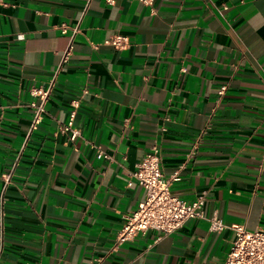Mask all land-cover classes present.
<instances>
[{"label":"crops","instance_id":"crops-1","mask_svg":"<svg viewBox=\"0 0 264 264\" xmlns=\"http://www.w3.org/2000/svg\"><path fill=\"white\" fill-rule=\"evenodd\" d=\"M53 81L29 136L31 89ZM155 144L206 218L116 247ZM234 225L264 227V0H0V264H224Z\"/></svg>","mask_w":264,"mask_h":264},{"label":"built area","instance_id":"built-area-1","mask_svg":"<svg viewBox=\"0 0 264 264\" xmlns=\"http://www.w3.org/2000/svg\"><path fill=\"white\" fill-rule=\"evenodd\" d=\"M107 2L113 4L114 0H107ZM139 2L150 7L154 0H139ZM78 31V28L74 29L71 43L63 56V63H66L72 54L73 39ZM62 32L66 34L68 28L63 26ZM104 45L112 46L117 50H125L130 46V40L124 35H114L107 39ZM98 46V44H94L95 48ZM53 87L54 81L47 88L33 87L31 89L35 100L30 104L33 117L29 136L43 122L46 104ZM225 90L226 87H222L219 94L222 96ZM74 119L75 112H72L69 122L60 127L61 132L70 133L73 141L82 137L80 131L74 128ZM84 145L94 149L99 159L108 157L93 141L84 139ZM161 162V149L155 144L133 173L136 182L144 189L145 196L137 209L126 216V223L116 238V247L134 240L149 230L170 234L182 228L190 220L206 218L205 195L199 196L193 202H187L178 197L173 193L172 185L180 180L179 174L176 172L169 178L165 177ZM5 179L9 183L11 175L7 174ZM208 221L212 233L222 232L227 227L217 215L208 218ZM232 229L235 231L236 238L224 264H264V227L248 230L244 225H234Z\"/></svg>","mask_w":264,"mask_h":264}]
</instances>
